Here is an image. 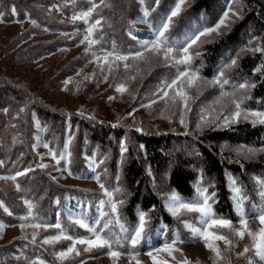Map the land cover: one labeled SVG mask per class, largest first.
I'll use <instances>...</instances> for the list:
<instances>
[{
    "label": "trees",
    "instance_id": "16d2710c",
    "mask_svg": "<svg viewBox=\"0 0 264 264\" xmlns=\"http://www.w3.org/2000/svg\"><path fill=\"white\" fill-rule=\"evenodd\" d=\"M63 1L68 0H58V3L65 7L69 15L89 6L88 0H70L71 4H65ZM98 1L100 2L98 14L103 20V28L98 33V36L101 33L103 35L100 42L108 50L113 47L118 51L126 50L130 44L124 32L127 26L126 23H120L117 14L130 18L136 13L137 7L133 0ZM219 1L193 0L188 9L176 19L172 34L183 37L182 33L185 29L189 30V22L192 25L198 21L214 23L218 17L216 5ZM239 2L243 5L241 18L219 37L202 39L197 49L200 55L193 61V67L199 69L198 72L202 76L212 79L217 75L218 69L224 66V78L229 79L230 83L224 86L223 91L229 94L237 93L236 101L242 100V112L250 114L253 110L264 109V0ZM52 3V0H40L37 3L35 0H10L6 5L3 4V8L7 10L4 17H12L11 4H13L16 6L18 19L29 15L38 23L40 30L42 25L65 29L64 24L59 20L51 19V14L55 13L54 10L49 9ZM128 5L131 7H127ZM151 7L154 5L152 4ZM167 8V4H161L159 8L154 9L153 16L163 17ZM125 9L129 10L125 12ZM62 39L58 40L62 42L64 41ZM64 44L66 42L56 45L54 42V45H46V47L53 51ZM257 47L262 51H254ZM230 58L237 60L235 66L229 67ZM241 82L247 83L248 87L238 88L237 85ZM21 108L24 109L23 112L20 111ZM34 114L48 123L49 130L55 136L54 139L58 140L60 147L63 145L67 128L75 135L71 162L74 172L82 173L86 170L80 152L83 138L87 137L89 146L96 145L99 158L103 160L99 165V171L104 177L105 185L111 189L114 187V190L115 187L121 189L120 192H114V197L118 202L119 213L123 217L122 222H126L125 227L131 230L137 224L139 213L141 211L148 213L146 226L149 227L153 244H159L164 235L171 239L174 231L181 238L189 239L188 232L182 225V217L177 219L167 211L157 184L165 186L171 192L174 190L186 200L195 197L198 183L207 188L209 193L215 189L219 202L214 204V212L237 220L230 191V180L233 178L241 188L246 212L253 204L258 209L263 208L264 198L259 194L258 181L264 183V153L255 159H246L238 156L228 147L239 146L263 151L261 149H264V124L241 118L227 126L206 127L195 132H147L123 127L114 128L106 121L91 120L78 113L68 114L63 110L52 108L36 99L28 89L14 84L9 79H1L0 159L3 165L0 166V173L14 174L30 169L26 175L17 178L20 189L18 190L23 198L30 200L34 205L35 221L43 226L55 216L56 198L62 203L67 192L77 193L81 198L86 195L92 198L96 193L61 186L39 167L33 149ZM122 140L126 141L127 151L122 162H119ZM141 145L143 148L140 147ZM149 169L151 176L148 174ZM16 191L13 186L0 181V201L13 213L10 216L0 208V221L9 224L22 222L18 217L22 215L25 206L19 200ZM153 206H155L154 210H152ZM183 217L194 219V214ZM105 219H113V224L109 228L112 233L119 234L120 227L114 223L115 218L109 216ZM59 221L72 235L88 234L87 230L68 220L64 212ZM162 228L166 229L163 236L160 232ZM54 229L58 230L53 227L50 228V232H56ZM19 248L31 258L40 257L56 263L52 248L39 240L33 243L31 238H20L10 245L0 246V264L23 263L20 257L15 256ZM145 249L147 247L142 245L141 250ZM243 262V260H235L232 264ZM223 264H231V260L226 259Z\"/></svg>",
    "mask_w": 264,
    "mask_h": 264
},
{
    "label": "rangeland",
    "instance_id": "374dc122",
    "mask_svg": "<svg viewBox=\"0 0 264 264\" xmlns=\"http://www.w3.org/2000/svg\"><path fill=\"white\" fill-rule=\"evenodd\" d=\"M9 1L10 0H0V13L3 14L2 18H0V81L1 79H9L14 84L28 89L36 99L52 108L63 110L68 114L82 112V116L91 120L96 119L100 122L106 121L111 123V125L117 124V127H123L129 130L141 129L147 132L200 131L206 128H196V124L200 122L201 115L205 117L207 122H210L216 117L221 116V114L230 115L231 112L235 111L232 101L238 98L236 97L237 93H232L228 96H220V86L208 83V81L214 80L218 73L215 78L209 79L202 76L199 72H196L197 79L194 80L191 85L188 83L189 78L185 77L182 81L178 82V85L173 89L166 88V85L171 82V79L174 78L176 74V69L168 65L172 64L174 59H179L180 53L174 51L167 64L163 59L162 51L160 54H157L151 50H146L144 51L143 57L132 59L135 50L142 44L143 40L151 36L152 26L158 22V18L154 17L153 13L154 9L160 6H155L153 0H144L143 4L139 3L138 0H133L137 10L130 18L117 14L120 23H126L127 28L124 32L130 40L127 49L120 51V54L128 55L129 59L125 61H116L114 57H109L107 64L104 60V53L109 50L102 47L103 44L100 40H98L97 44L91 46H89L87 41H84V43L80 42L83 37L87 35L86 29L92 26L95 20L99 19L101 25L93 30L90 39H97L99 30L103 28L102 17L98 14L100 5L98 0H88L89 6L87 8L81 9L72 15L67 14L65 7L58 3V0H52L53 3L49 6V9L54 10L55 13L51 14V19L54 21L56 19L59 20L64 24L65 29H60L56 26L52 28L42 25L41 30L37 22L35 25L32 23L35 19L29 15L23 19H18L16 6L13 4H11V13L13 7L15 8V15H13V13L11 15L13 19L12 17H4L7 10L3 8V4L6 5ZM35 1L37 3V1L40 0ZM164 1L165 0H162L161 4L163 5V3H165L168 7H170L173 2V0ZM192 1L193 0H184L181 6V13L188 9ZM239 1L240 0H220L218 2L216 5L218 17L212 24H210L209 21H204L206 22V26H215L219 19L223 17L225 11H228V17L225 18V24L221 25L217 32L211 33L208 37H202L201 42L203 38L208 40L219 37L241 18L243 5ZM63 3L71 4V1H63ZM152 4L155 8L151 7ZM127 7L131 6L128 5ZM229 9H231V11H229ZM88 10H91V15L86 18V21L73 20V16L80 15L83 11ZM128 10L129 9H125V12ZM145 10H148L149 13L147 17H143ZM177 18H175V21ZM143 20H147L148 22L145 23ZM196 23H193V26L196 25ZM52 26H54V23H52ZM172 29L173 26H170L169 33L166 35L170 36V38L177 43H180L184 37L173 35ZM185 31H187V29H185ZM61 38L64 40L62 42H66V44L60 45L53 51L46 47V45H54V42L55 45L61 44L62 42L58 40H61ZM198 44H200V42L190 50V53H192L191 69H189L190 74L196 71V68L193 67V61L196 56H198L194 54L198 49ZM105 76L107 77L106 80L104 79ZM120 85H123L127 90L122 93L116 92L115 89ZM162 87L169 92L166 98H160L154 95V93ZM181 91L188 97L187 104L191 111L184 109L185 101L177 95V93ZM109 97H112V99H109ZM173 97H175V99H173ZM154 99L157 102L151 103ZM141 104L146 106L141 107ZM129 112L132 114L128 115ZM251 112H264V109L253 110ZM181 115H183L184 124L180 122ZM241 118H244L243 112L238 121L241 120ZM247 119L254 120L255 122L257 120L256 117L250 114L247 116ZM34 129L33 149L37 155L39 165L43 164L49 166L47 168H42L47 172V175L50 178L53 176L57 177L58 179L55 182L61 186L94 192L96 194H94L92 199L88 195L81 198L77 193L67 192L62 203L60 199L56 198L54 201L56 206L54 218L47 224H44V226L41 225L40 228H33L30 226L31 224L39 223L35 221L36 214L34 212V205L32 207L33 215L31 217L26 216L20 223L9 224L0 221V246L10 245L20 238L33 239V237H35V240H39L43 243L45 238L60 236L62 232L73 237H80L72 235L63 228L59 221L63 212L67 219L74 223H76L78 219H84L85 222H89L90 219L95 218L98 214L100 199H108L104 196V190L100 187L101 182L105 185V180L99 171V165L103 160L99 158L96 145L89 146L87 137L83 138L80 152L86 165V170L82 173H77L71 168L72 148L76 138L75 135H73L72 142L68 146L71 156L66 160H61L60 165L57 166L56 160L60 159V153L63 151L70 130L67 128L63 145L60 147L58 140L54 139L55 136L50 132L48 123L42 121L37 114H34ZM121 142L126 145L125 140ZM45 143L49 145L48 148L43 146ZM228 148L238 156L246 159H255L258 158L260 154L264 153V150L259 151L254 148H251L255 150L254 153H248L247 150L249 148H241L239 146ZM50 149L55 152L56 159H53L49 151ZM125 155V152L121 154L120 150L119 162H122ZM0 161L2 160L0 159ZM56 167H66L67 170L56 171ZM15 174L16 173H0V177H11ZM95 175H100V182H97L94 178ZM17 178L15 181L11 179H0V181L6 185L13 186V188L17 190L18 198L25 206V210H22V214H24L27 209L25 201L30 202V200L23 198L19 192L20 189L17 187V185H19ZM233 180V178L230 180L231 189L233 188ZM11 181L14 183H10ZM258 183L259 194L264 198V183L261 181H258ZM157 185L165 205L166 198L170 197L172 192L161 184ZM198 185L202 186L198 183L196 188ZM235 187H238L236 183ZM105 188L109 187L105 185ZM112 191V199L116 202L114 187H112ZM231 195L233 200L235 193L232 192ZM240 197L242 198L241 193ZM180 198L186 200L182 197ZM195 198L196 195L193 199ZM57 200H59V204L56 203ZM116 203L118 207V202ZM104 210L109 211L110 209L105 206ZM185 215H187V213L182 211L180 217H182V221H187V226L183 222L182 225H184L186 232H188L189 239L180 237L184 242L178 241L174 245L179 251L174 252L172 256H169L166 252L154 253L158 260L164 261L165 264H183L184 260H187L188 264H223L226 259H230L231 264L235 262V260H243L244 262L242 264H247L249 260L255 257L254 251L251 250L252 239L247 233L241 240L239 237L232 235L230 229H224L217 231H219V234L228 235L234 247H232V245H225L223 241H216L215 244L221 250V256L223 257L222 259H217L211 250L206 249L201 239L197 238L194 241L190 240L192 227H201L202 229L204 227V225L199 224L197 221L198 214H194V219L191 217L186 219L183 217ZM232 221L231 227L237 230L240 229L238 219ZM57 222L61 224V228H58V230L54 229L56 232H50V228L55 227ZM21 223L25 224L23 229L20 227ZM260 226L258 219L248 218L247 228L249 231L257 232ZM165 231V228L160 230V232ZM89 235L88 233L83 237ZM175 235H177L176 231L173 232V236ZM164 238H166L165 235L163 236V239ZM162 241L160 243H162ZM71 244V240L63 238L52 241L49 244H44L54 250L53 255L56 259V263L46 261L40 257L31 258L26 253H23L20 248L18 252L15 253V256L22 259L23 263L19 264H38L41 260L44 264H80V261H84V264H136L137 260L140 261V264H153L152 258L146 254L148 249L141 250L140 255L135 258L122 255L118 260L114 261L105 254L107 249L103 252L100 250H93L92 252L86 253L83 251L86 245H76V249L81 253L80 256L71 253L66 258H60L58 255L59 252L66 251ZM245 246L250 248L247 256L246 254L244 256L238 255L244 251ZM173 257H175V259Z\"/></svg>",
    "mask_w": 264,
    "mask_h": 264
},
{
    "label": "snow or ice",
    "instance_id": "6c2138e0",
    "mask_svg": "<svg viewBox=\"0 0 264 264\" xmlns=\"http://www.w3.org/2000/svg\"><path fill=\"white\" fill-rule=\"evenodd\" d=\"M138 2L143 4L144 0H138ZM183 3L184 0H173L171 6L168 7L165 11L163 17L158 18V22L152 26L151 36L148 39L143 40L142 44L139 45V47L135 50L134 55L132 56V59H137L143 57L144 51L146 50H151L152 52L157 54H160L162 51L163 59L167 64L168 60L172 57V53L174 51L180 53V58L174 59L172 64L168 65L176 69V74L175 77L171 79V82L166 85L167 89H173L175 86L178 85V82L182 81V79L185 77L189 78V85H191L192 82L197 79L196 72H198L199 69H196V71L192 72L191 74L189 71V69H191L192 60V53H190V50L193 48V46L197 45L198 42H201L202 37H208L211 33L217 32L221 25L225 24V18L228 17V11H225L223 13V17L220 18L219 21L215 24V26L212 27L206 26V22L204 21H198L194 26L191 24V22H189V30L182 33L184 39L180 43H177L175 40L171 39L170 36L166 34L169 33L170 26H174L176 22L175 18L180 16L181 6L183 5ZM153 4L155 6H160L161 0H153ZM229 11H231V9H229ZM12 13L13 15H15L14 7L12 9ZM90 15L91 10L83 11L80 15L73 16V20L86 21V18ZM148 15V10H145L143 13V17H147ZM2 16L3 14L0 13V18H2ZM143 22L147 23L148 21L143 20ZM32 23L35 25L36 21L33 20ZM100 25L101 21L99 19L95 20L92 26L86 29L87 35H85L80 42L84 43V41H87L89 46H91L97 44L98 40H102V33L98 36L97 39H90L93 34V30ZM254 51L261 52L262 49L257 47L254 49ZM194 54L200 55V51L197 50ZM109 57H114L116 61H125L129 59L128 55L120 54V51H118L115 47H113L109 51H105L104 60L106 64L108 63ZM230 59L231 64L229 65V67L235 66L237 64V60L235 58ZM223 67L224 66H221V69H218V75L216 76V78L214 80L208 81V83L220 86V96H228L229 93L223 91V88L225 85H229L230 81L229 79L224 78L225 72L223 71ZM104 79L106 80L107 77L105 76ZM252 86L254 87V85ZM237 87L240 89H245L248 87V85L247 83L241 82L237 85ZM126 90L127 89L123 85H120L115 89V91L118 93L125 92ZM154 95L160 98H166L168 97L169 92L162 87L156 93H154ZM177 95L185 101L184 109L187 111H191L190 107L187 104L188 97L186 96V94L181 91L178 92ZM109 99H112V97H109ZM173 99H175V97H173ZM156 102L157 101L155 99L151 101V103ZM241 102L233 100L232 103L235 107L234 112H231L230 115L221 114V116L216 117L210 122H207L205 120V117L201 115L200 122L196 124V128L202 129L203 127L212 126L222 127L227 126L230 122H237L242 115ZM140 106L145 107L146 105L141 104ZM20 111L23 112L24 109L21 108ZM78 114L83 115L82 112H79ZM131 114V112L128 113V115ZM248 115L249 113H244V118L247 119ZM250 115L257 118L256 122L264 124V112H251ZM180 122L181 124H184L183 115H181ZM111 126L115 128L118 125L112 124ZM136 130L141 131V129ZM72 139L73 133L69 131L63 151L60 153V159L56 160L57 166L60 165L61 160H66L68 157L71 156V152L68 150V146L71 144ZM43 146L45 148L49 147L47 143H45ZM120 146L121 154L127 151V147L123 142H121ZM140 147L143 148V145H141ZM49 151L51 152L53 159H56L55 152L51 149ZM247 151L248 153H254L255 150L249 148ZM2 165L3 161H0V166ZM39 167L47 168L49 166L41 164L39 165ZM55 170L66 171L67 168L56 167ZM28 171H30V169L18 171L15 175L11 177H0V179H11L15 181L18 176L26 175ZM148 174L151 176L150 169ZM94 178L97 180V182H100L101 180L100 175H95ZM51 179L53 181H56L58 178L53 176L51 177ZM116 179L118 180V177ZM235 183V180H233V188L230 191L235 193V195L233 196V207L238 217V223L240 225V229L238 230L231 227L233 221L230 217L224 216L222 214L218 215L214 212L213 205L219 202L217 199L218 193L215 189L211 193H209L207 188L198 185L196 188V198L192 200H182L180 196H178L173 190L171 196L166 198L165 206L167 208V211L177 219H179L182 211L187 214H198L197 221L199 222V224L204 225V227L203 229L201 227H192L190 240L194 241L197 238L201 239L204 242L206 249L211 250L215 254V257L217 259H222L223 257L221 256V250L215 244L216 241H223L225 245H232V241L229 239L228 235L219 234V231L217 230L230 229L231 234L239 237L241 240L244 238L246 233L252 239L251 250L254 251L255 257L252 260H249L247 264H264V208L258 209L256 205L253 204L248 209V211L245 212V209L243 207L244 201L240 197L241 188L235 187ZM153 185L155 186L154 181ZM17 187H19V185H17ZM100 187L104 190V196H106L108 199H100L98 205L99 211L97 216L95 218L90 219L89 222H85L84 219L76 220V224L79 225L80 228L87 230V232L90 234L89 236L73 237L71 235H66L62 232L60 236H52L43 240L44 244H49L52 241H57L61 238L72 241L71 246H69L66 251L59 252L58 255L60 258H66L71 253H75L76 256H80L81 253L76 249V245H86V247H84L83 249V251L86 253L92 252L93 250L107 249V252L105 254L112 258L114 261L118 260L122 255H128L135 258L140 255L141 246L143 245L147 247L148 251L146 254L152 258L153 264H165L164 261L158 260L154 253L158 254L166 252L169 256H172L174 252L179 251V249L175 248L174 245L178 241H184L180 239V236L178 234L173 236L171 239L164 238L162 243L160 244H153L149 227L146 226V216L148 215V213H145L144 211H141L139 213L137 218V224L133 226L131 230L125 227L126 222H122L123 217L119 213L117 203L114 202L112 199V189L105 188V185L102 182L100 183ZM115 191L120 192L121 189L117 187L115 188ZM25 203L27 204L26 212L18 217L21 220H24L26 216L31 217L33 215V205L28 201H25ZM56 203L59 204V200H57ZM120 203L122 204L123 201L121 200ZM105 206H107L110 211H105ZM0 208H3V211L8 215H13V213L9 211V208L7 206H4L2 202H0ZM154 208L155 206H153L152 210H154ZM109 216L114 217V223L116 225H119V234L112 233L111 229L109 228V226L113 224V219H105V217ZM248 218L258 219L259 224L261 226L259 227L257 232H252L248 230ZM182 222L185 223V225L187 226V221ZM30 226L33 228H40L41 223H34ZM20 227L21 229H23L25 227V224L21 223ZM55 227L61 228V224L57 222ZM161 235L163 236L164 232H161ZM33 243H35V237H33ZM125 245H127V248H125ZM232 247H234V245H232ZM249 251L250 248L248 246H245L244 251L242 253H239L238 255L244 256ZM173 258L175 259V257ZM38 264H44V262L41 260L38 262ZM80 264H84V261H80ZM136 264H140V261L137 260ZM183 264H188L187 260H184Z\"/></svg>",
    "mask_w": 264,
    "mask_h": 264
}]
</instances>
